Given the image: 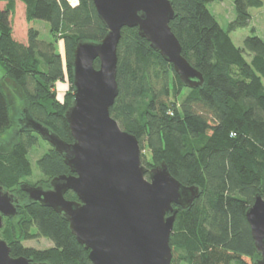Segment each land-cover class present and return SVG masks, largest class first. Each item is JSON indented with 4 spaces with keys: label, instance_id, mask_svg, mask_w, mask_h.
<instances>
[{
    "label": "trees",
    "instance_id": "trees-1",
    "mask_svg": "<svg viewBox=\"0 0 264 264\" xmlns=\"http://www.w3.org/2000/svg\"><path fill=\"white\" fill-rule=\"evenodd\" d=\"M28 22L49 23L52 40L28 29L27 43L13 35L11 17L17 0H0V137L26 112L67 142L73 141L65 112L74 98L73 61L78 41H99L108 32L93 0H22ZM212 0H172V31L182 54L204 76L199 87L186 86L138 28L123 27L118 44L119 94L110 109L120 126L140 141L143 164L166 162L173 176L202 192L187 209L178 207L170 236L172 264H253L260 257L246 218L259 193L264 198V39L248 36L237 46L230 32L247 26L250 9L264 0H235L236 18L225 30L207 7ZM4 2V6H1ZM63 41L64 52L58 48ZM247 56L250 58L248 59ZM99 67L100 61H94ZM69 81L62 99L57 82ZM21 94L18 117L5 83ZM20 125V124H19ZM9 134V133H8ZM23 130L0 141V184L18 198L17 214L4 217L0 238L13 257L46 264H92L68 220L52 207L29 202L21 184L47 188L53 177L70 174L64 157L50 144L37 160L41 178L33 177L31 151L41 141ZM147 177L149 174L147 173ZM67 199L78 200L68 190ZM47 238V248L24 241Z\"/></svg>",
    "mask_w": 264,
    "mask_h": 264
},
{
    "label": "water",
    "instance_id": "water-1",
    "mask_svg": "<svg viewBox=\"0 0 264 264\" xmlns=\"http://www.w3.org/2000/svg\"><path fill=\"white\" fill-rule=\"evenodd\" d=\"M108 28L99 41H78L73 61L74 98L65 112L72 142L62 139L26 112L23 130L37 132L64 157L70 174L53 177L50 187L21 184L29 202H39L63 214L77 241L89 250L92 264H172L170 236L178 207H191L198 185H186L166 162L147 168L137 136L123 129L110 109L119 94L118 44L123 27L139 34L170 63L189 87L204 84L203 74L182 54L170 22L176 17L172 0H93ZM99 59V67L94 61ZM147 173L149 177H147ZM68 190L78 200L67 199ZM18 198L0 184V229L4 217L17 214ZM246 218L264 264V198L255 196ZM0 238V264H46L13 257Z\"/></svg>",
    "mask_w": 264,
    "mask_h": 264
},
{
    "label": "rangeland",
    "instance_id": "rangeland-1",
    "mask_svg": "<svg viewBox=\"0 0 264 264\" xmlns=\"http://www.w3.org/2000/svg\"><path fill=\"white\" fill-rule=\"evenodd\" d=\"M4 4V2H1L2 7L4 6ZM207 7L211 11V13L216 17L220 25L225 30H228L230 23L236 18L235 0H212L207 3ZM250 12L252 16L249 24L247 26L234 29L230 32L234 43L239 47H243L244 40L251 35H258L264 39V4L261 7H252L250 9ZM11 24L13 27V35L15 39L20 42L24 40L23 43H27L28 29L31 26H34L40 30V35L42 39L52 40L50 26L48 22L41 19L34 20L33 22L27 21L26 6L22 0H17L16 2V11L15 14L11 17ZM58 48L64 56L65 52L63 41L58 43ZM247 58L250 59L248 56ZM3 75V70L0 66V78ZM4 85L6 91L10 95V100L13 105L12 107L15 110V115H17L18 117L19 109L22 108V96L19 90L12 82H6ZM68 88V80L57 82L56 89L58 91V97L60 99L63 98L64 93L67 91ZM20 119H18V121H20ZM19 124H14L13 129L7 132L4 136L0 137V141L2 140V144L6 145V143L15 134V129L18 130L21 127V125ZM49 147L50 144L47 141L43 140L41 141L39 146H36L32 149L31 160L33 163L34 174L32 178H29V180H38L39 178H41L42 174L38 167L37 160L49 149ZM24 244L36 248H47L52 245V242L47 238L37 237L24 241Z\"/></svg>",
    "mask_w": 264,
    "mask_h": 264
},
{
    "label": "built area",
    "instance_id": "built-area-1",
    "mask_svg": "<svg viewBox=\"0 0 264 264\" xmlns=\"http://www.w3.org/2000/svg\"><path fill=\"white\" fill-rule=\"evenodd\" d=\"M71 5L76 6L79 4V0H68Z\"/></svg>",
    "mask_w": 264,
    "mask_h": 264
},
{
    "label": "crops",
    "instance_id": "crops-1",
    "mask_svg": "<svg viewBox=\"0 0 264 264\" xmlns=\"http://www.w3.org/2000/svg\"><path fill=\"white\" fill-rule=\"evenodd\" d=\"M24 41V40H23ZM23 41H21V42H23Z\"/></svg>",
    "mask_w": 264,
    "mask_h": 264
},
{
    "label": "flooded vegetation",
    "instance_id": "flooded-vegetation-1",
    "mask_svg": "<svg viewBox=\"0 0 264 264\" xmlns=\"http://www.w3.org/2000/svg\"><path fill=\"white\" fill-rule=\"evenodd\" d=\"M50 187V186H49ZM48 188V187H47Z\"/></svg>",
    "mask_w": 264,
    "mask_h": 264
}]
</instances>
